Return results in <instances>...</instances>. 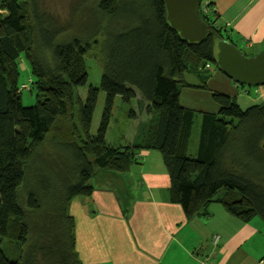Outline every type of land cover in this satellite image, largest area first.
Masks as SVG:
<instances>
[{"label": "trees", "instance_id": "obj_1", "mask_svg": "<svg viewBox=\"0 0 264 264\" xmlns=\"http://www.w3.org/2000/svg\"><path fill=\"white\" fill-rule=\"evenodd\" d=\"M83 1L81 15L94 19L81 25L86 37L37 0H0V264H81L70 200L89 195L99 172H126L141 150L160 151L170 199L185 218L206 214L216 201L240 220H264V100L241 108L213 90L217 112L180 102L182 87L211 91L207 80L220 70L216 42L230 38L216 11L202 15L205 37L189 42L168 24L162 0ZM22 53L36 92L32 105L21 100ZM88 54L102 71L82 99L76 88L87 82ZM99 89L105 103L93 133ZM117 94L126 103L136 99L129 117L147 115L126 143L106 138ZM4 240L17 243L16 256L7 255Z\"/></svg>", "mask_w": 264, "mask_h": 264}, {"label": "crops", "instance_id": "obj_2", "mask_svg": "<svg viewBox=\"0 0 264 264\" xmlns=\"http://www.w3.org/2000/svg\"><path fill=\"white\" fill-rule=\"evenodd\" d=\"M201 2L216 11L237 48L250 50V56L264 50V0ZM207 84L211 91L182 87L181 104L217 112L211 92H236L232 79L218 69ZM135 134L118 138L126 143ZM196 136L194 131L192 145ZM92 185L89 195L75 196L68 205L81 264H264V220H240L216 201L206 214L185 218L170 199V176L156 149L141 150L122 176L99 172Z\"/></svg>", "mask_w": 264, "mask_h": 264}, {"label": "rangeland", "instance_id": "obj_3", "mask_svg": "<svg viewBox=\"0 0 264 264\" xmlns=\"http://www.w3.org/2000/svg\"><path fill=\"white\" fill-rule=\"evenodd\" d=\"M37 1L41 9L46 10L47 13L51 14L54 18H57L59 22L71 23L72 30L76 32L79 31L78 35L83 37H86L88 35L86 34V28H82V27L85 25L87 19L88 20H94V19L91 16H88V18L86 19L85 15L84 16L81 15L82 12L81 9L85 8V1H83L82 5L78 2V0H37ZM104 23L105 22L103 20L101 25H103ZM82 24L83 26L81 27ZM241 51L243 53H246L248 57H251L249 54L251 53L250 50H241ZM86 63H87V71H88L87 82L85 85L78 86L76 88V91L79 93L82 99H85L87 88L90 83L95 84L96 86L99 85L101 71H102L101 63L100 61H98L96 57L89 54L86 55ZM18 69H19V81H20L19 86L21 88L22 103L24 105H32L36 101V95H35L36 92L31 88V84H30L32 77L31 66L24 53H22L18 58ZM184 78L190 83L197 82V77L189 73H185ZM233 84H234V88L236 89V92L232 95H234L236 102L241 108H246L252 104L261 103L264 100V84L246 85V84H239L234 81ZM104 103H105V92L99 89L96 106L92 116L90 132L95 133L97 131L102 116ZM132 107L137 109L136 99H132L131 102L126 103L123 101L121 95L119 94L115 95L111 107L107 130H106V138L108 141L114 142V139H116L120 142L121 140L118 137H126L127 135L132 134L138 128L140 121L139 119L147 118V115L144 113L140 114V116L138 115L139 117L137 118L129 117L128 114ZM106 173L107 175L114 173L119 174L120 176L123 175V172L118 173V172L108 171ZM91 183H93V178H91ZM128 185H129L128 182H125V189H128ZM16 244H17L16 242L10 241L9 243L6 240H4L3 245L9 257L16 256L17 253L16 249H18Z\"/></svg>", "mask_w": 264, "mask_h": 264}, {"label": "water", "instance_id": "obj_4", "mask_svg": "<svg viewBox=\"0 0 264 264\" xmlns=\"http://www.w3.org/2000/svg\"><path fill=\"white\" fill-rule=\"evenodd\" d=\"M166 20L184 40H202L208 32V25L200 12V0H162ZM215 65L230 79L239 84H264V51L248 57L229 39L220 37ZM264 146V141L262 143Z\"/></svg>", "mask_w": 264, "mask_h": 264}, {"label": "built area", "instance_id": "obj_5", "mask_svg": "<svg viewBox=\"0 0 264 264\" xmlns=\"http://www.w3.org/2000/svg\"><path fill=\"white\" fill-rule=\"evenodd\" d=\"M199 12H200L201 16L206 15V14H209L211 12V8L208 4L202 3L201 5H199ZM213 240H214V242H217L218 237L215 236Z\"/></svg>", "mask_w": 264, "mask_h": 264}]
</instances>
